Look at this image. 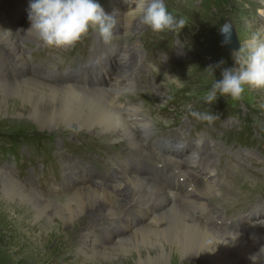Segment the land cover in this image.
Here are the masks:
<instances>
[{"label": "rangeland", "instance_id": "rangeland-1", "mask_svg": "<svg viewBox=\"0 0 264 264\" xmlns=\"http://www.w3.org/2000/svg\"><path fill=\"white\" fill-rule=\"evenodd\" d=\"M122 1L96 0L107 14L115 17L117 13L122 12ZM22 2L23 0L13 5L12 13L0 9V19L3 22L19 25L24 13ZM165 3L169 12L178 19L187 18V25L178 34L167 31L155 33L141 25L139 20H135L132 21V27H134L128 36L120 38L114 36L109 44H105L95 31H90L83 38V42L74 47V49L86 51L84 55L72 49L45 50L46 63L35 62V58L27 59V67L19 64L22 66L21 69L17 68L18 63L7 59L5 53L0 51V56L8 61L16 74V78L1 79L12 83L27 80L30 75L22 77L21 74L28 68L46 82H53L54 85L57 82L56 86L65 87L67 84L65 85L64 75L61 72L67 70L70 64L77 68L83 60L94 56L97 58L105 56L102 63L106 64L109 58L113 65L118 64L120 58L124 59V72L126 71L127 74L123 72L121 76L123 83L118 85L122 91L112 93L118 101L120 100L122 112L126 113L130 107L141 106L147 118L155 125V134L172 129L177 133L185 131L201 144L202 158L207 159L209 164L216 168L218 175L215 179V186H217L215 189L219 191L220 196L217 197L218 199L213 197L207 201L211 205L205 209L207 211L205 213L210 217L207 220L208 223L222 229L221 226L238 221L240 217L244 218L252 208L262 210L261 212L257 210L252 217H249L250 223L253 220L258 222L264 219V110L258 106L264 102V91H249L242 100L237 102L232 101L230 97L218 96L217 101L212 105L206 104L201 97L211 87L214 79H222L223 69L236 66L233 59L234 52L224 51L221 48L219 39L221 28L226 21L231 22L242 46L260 25H264V16L257 11L264 9V0H226L224 8L206 15L201 11L200 0L194 3L184 0H165ZM192 4L194 6H191ZM25 14L29 12L25 11ZM115 30L120 32L118 19ZM19 33L22 34V31H17V35L21 36ZM28 41L22 40L26 49H30L27 58L29 54L44 49L35 39ZM221 61L224 63L221 64ZM102 63L97 73H105L106 82H110L112 79L110 75L115 71L110 73L106 65L105 68L101 67ZM58 66L64 68L60 69ZM210 66L214 68L215 77L206 70ZM154 68H160V71L157 72ZM105 71H108V74ZM165 73L178 76L184 81V87L179 88L175 84L164 81ZM74 81L77 83L79 78H74ZM106 82L102 85L103 87H106ZM124 88L126 90H123ZM132 95H135L137 99L127 106L124 99ZM34 100L17 92L7 94L0 92V148L5 147L3 142L23 144L16 159L0 153V264H101L89 261L87 253L90 250L83 253L78 247V229L74 227L68 229L67 222L61 219H55L52 223L37 221L31 211L26 209V205L19 202L18 196L9 198L5 179L1 177L2 172L14 177L25 189L34 192L37 196L55 203H62L66 201L65 191L77 188V179L81 180V185L88 187L92 184L118 185L120 181L115 177V171L123 168L124 165H129L124 162L131 153L146 156L151 160V167H145V169L156 171V174L160 172L156 168L157 164L164 163L168 166V163L157 157L162 156L160 152L168 153L166 156L170 158L181 155L180 158L187 157L186 160L189 159L190 154L172 150L173 145H168L172 147L164 150H153L152 140L155 134L148 138L145 146L156 153L154 156L157 158L144 155L145 152L133 149L125 143L119 146L101 142L84 128H78V120L85 118L87 113L95 108V103L91 100L75 99V104H69L66 111L69 110L68 112L72 113L71 118L63 117L57 109L49 111L56 105L54 102L47 106L42 101L39 103V100H35L37 103H34ZM189 105L195 111H211L219 115L220 119L212 124L197 120L190 114ZM221 110H225L226 114L236 112L237 115H225ZM46 115L65 118L69 120L67 123L70 125H61L57 131L43 128L38 122L47 118ZM173 141L177 145L175 148L184 144ZM32 146H35L37 151L33 150ZM170 150L173 153L169 152ZM176 152L180 154L177 155ZM59 160L62 161L66 188L49 190L47 193L37 188L32 177H21L19 171L13 168L19 164L27 169L45 161ZM64 164L67 166L66 171ZM93 165L99 167L100 171H96ZM195 166L197 165H194L197 169ZM132 167L139 168L134 165ZM31 170L32 168L28 171ZM77 170L81 175L77 174ZM192 171L190 169L189 173ZM170 172H173L171 167ZM206 176L210 175L206 174ZM106 190L109 195H112L111 189ZM218 201L221 202L220 205ZM127 209L129 210V207ZM230 210L233 211L230 212ZM216 217L220 220H214ZM130 222L134 225V221L130 220ZM261 223L264 231V220ZM114 225L120 228V224ZM114 225H111V222H103L96 233L101 238L110 236ZM128 232L130 230H126V233ZM87 245L91 246V244ZM136 256L131 252L126 258L111 260L104 264H142ZM168 264L202 263L183 261L182 256L176 252L169 257Z\"/></svg>", "mask_w": 264, "mask_h": 264}, {"label": "bare ground", "instance_id": "bare-ground-1", "mask_svg": "<svg viewBox=\"0 0 264 264\" xmlns=\"http://www.w3.org/2000/svg\"><path fill=\"white\" fill-rule=\"evenodd\" d=\"M122 3V12L116 15L120 32L116 30L114 32V36L119 38L128 36L134 27H132V21H128L122 14L128 10L127 1L123 0ZM25 11L29 12L30 8L24 10L19 25L3 22L0 19V51L5 53L7 59L27 67V54L30 49H26L22 40L32 41L35 38L26 34L31 25L28 19L29 14H25ZM17 31H22L21 36L17 35ZM105 65L107 69H110V73L115 71V74H111V81L106 82V74L99 73L98 83L101 85L97 88L74 85L56 86L57 82L54 85L53 82H46L39 75H30L27 80H18L13 83L0 78V92L5 94L17 92L24 97L39 100V103L42 101L46 105L54 102L56 105L49 111L57 109L65 118L68 116L71 118L72 113L68 112L69 110L66 111V107H69V104L72 105L75 99L91 100L95 103V108L87 113L85 118L78 120L79 129L84 128L103 143L119 146L125 143L133 149L145 152L144 155L153 157L156 153L145 144L148 138L155 134V125L147 118L141 106L130 107L128 111L125 110L126 113H123L121 105L112 95L113 92H119L121 89L118 85L123 83L121 76L125 69L124 59L120 58L118 64L113 65L108 58L107 63L102 67L105 68ZM105 72L108 74V71ZM104 82L107 83L106 87L102 86ZM65 118L49 115L38 123L43 128L57 131L61 125H70L67 123L69 120ZM164 142L166 145L177 146L173 140H164ZM183 146L184 144L179 148ZM160 154L162 156L157 157L168 163V166L173 168V172L177 170L182 176L187 177L188 182H196L193 191H185L182 195H178L174 202L169 199V191L160 182L154 180L156 171L145 169V167L134 168L131 164L124 165L123 168L115 171V177L120 181L115 186H99L98 183L99 185L92 184L88 187L81 185V180L77 179V188L69 192L66 201L62 203H55L37 196L6 172H2L1 177L5 179L9 198L18 196L19 202L26 205V209L31 211L37 221L52 223L55 219H61L67 222L68 229L73 227L78 229V247L83 253L90 250L87 257L91 262L104 264L111 260L117 261L133 252L142 264H168L169 257L177 252L182 256L183 261L202 264H264L257 253L261 246L264 248V232L257 225L262 219L258 222L253 220L250 223V218H243L244 227L240 232L239 229H229L226 225L225 231L209 224L203 215L206 214V207H211L207 203L209 198L220 196L219 191L215 189L216 181L212 176L208 177L205 174L202 175L203 181L197 180L195 173L199 168L198 166V170L194 168L197 163L194 162L191 154L188 160H186L187 157L181 159V155L170 158L166 156L168 154L166 152H160ZM175 154L178 155L180 152ZM190 169L193 170L192 173H189ZM77 174L81 175L79 170ZM106 189H111L112 195H109ZM218 204L220 205L221 202L218 201ZM153 210L158 212L156 216L152 214ZM257 210L259 208H252L249 217H252ZM130 220L134 221V225ZM103 222H111V225L120 224V228L118 225L111 228L113 231L110 236L103 237L105 240L96 233ZM126 230L130 232L126 233ZM252 235L256 236L257 242H254Z\"/></svg>", "mask_w": 264, "mask_h": 264}, {"label": "clouds", "instance_id": "clouds-1", "mask_svg": "<svg viewBox=\"0 0 264 264\" xmlns=\"http://www.w3.org/2000/svg\"><path fill=\"white\" fill-rule=\"evenodd\" d=\"M127 4L124 17L128 21L139 20L141 25L155 33L167 31L178 34L187 25L186 17L178 19L169 12L165 0H127ZM257 11L264 16V9ZM28 19L31 26L26 34L34 36L40 46L47 48L71 49L90 31H95L105 44H109L117 27L116 17L107 14L96 0H33ZM221 30L230 38V24ZM233 59L236 66L223 69L222 79H214L211 87L202 95L206 104L212 105L218 96L240 101L249 91H264V25H260L234 52ZM154 70L159 72L160 68ZM206 70L215 77L213 67ZM164 81L179 88L184 87V81L178 76L165 73ZM258 106L264 110V102ZM188 108L197 120L212 124L220 119L211 111H195L191 105Z\"/></svg>", "mask_w": 264, "mask_h": 264}, {"label": "trees", "instance_id": "trees-1", "mask_svg": "<svg viewBox=\"0 0 264 264\" xmlns=\"http://www.w3.org/2000/svg\"><path fill=\"white\" fill-rule=\"evenodd\" d=\"M184 1L189 3L191 2L194 3L196 0H184ZM225 2L226 0H200V5L202 7L201 11L206 15L207 13H211L215 10L216 11L221 10L222 8H224ZM191 6H194V4H192ZM221 111L225 115H233V116L237 115L236 112H230L229 114H226L225 110H221ZM3 144H5V147L0 148V153L6 155L7 157H12L13 159L17 158L18 154L21 151V147H22L21 145H23L20 143H13V142H3ZM32 147L33 150L37 151L35 146Z\"/></svg>", "mask_w": 264, "mask_h": 264}, {"label": "water", "instance_id": "water-1", "mask_svg": "<svg viewBox=\"0 0 264 264\" xmlns=\"http://www.w3.org/2000/svg\"><path fill=\"white\" fill-rule=\"evenodd\" d=\"M229 24L231 25L230 38L226 37V34L221 30L220 35H219L220 45H221L222 50L224 51L236 52L241 47V44L239 42L237 31L235 27L231 24V22L226 21L224 26L229 25Z\"/></svg>", "mask_w": 264, "mask_h": 264}]
</instances>
